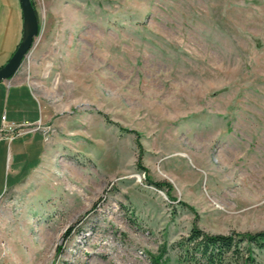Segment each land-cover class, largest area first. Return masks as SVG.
<instances>
[{"label": "rangeland", "instance_id": "rangeland-1", "mask_svg": "<svg viewBox=\"0 0 264 264\" xmlns=\"http://www.w3.org/2000/svg\"><path fill=\"white\" fill-rule=\"evenodd\" d=\"M34 1L47 150L0 174V264H186L194 222L264 231V0ZM22 15L0 0V69Z\"/></svg>", "mask_w": 264, "mask_h": 264}, {"label": "crops", "instance_id": "crops-1", "mask_svg": "<svg viewBox=\"0 0 264 264\" xmlns=\"http://www.w3.org/2000/svg\"><path fill=\"white\" fill-rule=\"evenodd\" d=\"M18 20H23L24 22L23 15L22 17L18 16ZM18 38L19 40H22L20 39L21 35H19ZM19 44L20 43L16 45V48H18ZM1 83H6V86L4 87L5 89L7 88V92L4 91V97L2 99V102L5 100L8 111L9 107L11 108V111L13 113V118L11 119L12 124L30 123L34 125V127L40 124L41 128L34 132L23 130L22 132L18 134L16 133L13 136H9V134H7L2 139H0V174H3V168L5 166V163L10 162L13 164L15 161L16 157L14 153V145H16L15 148H17V150L27 149L28 151L33 148H35L34 150H39L38 165H41L47 150V139L45 135L46 132L44 126H42L46 121V116L44 115L42 104L35 95L29 81L24 76H20V70L11 79L4 80ZM1 128H3V126ZM43 138L44 140L42 141L41 139ZM23 154L24 153L22 152V155ZM22 155L17 152V157H23ZM23 158L21 160L19 159V164H22L25 161V158ZM19 172V170H16L15 174L18 175ZM27 180L28 179L19 181L11 189L17 188L18 186H20V184ZM6 187L7 186H5L4 188L5 192ZM3 195L4 194H2L0 198Z\"/></svg>", "mask_w": 264, "mask_h": 264}, {"label": "trees", "instance_id": "trees-1", "mask_svg": "<svg viewBox=\"0 0 264 264\" xmlns=\"http://www.w3.org/2000/svg\"><path fill=\"white\" fill-rule=\"evenodd\" d=\"M179 246L186 264H259L256 250H264V231L213 234L194 222L188 237Z\"/></svg>", "mask_w": 264, "mask_h": 264}, {"label": "water", "instance_id": "water-1", "mask_svg": "<svg viewBox=\"0 0 264 264\" xmlns=\"http://www.w3.org/2000/svg\"><path fill=\"white\" fill-rule=\"evenodd\" d=\"M22 7L24 27L22 40L8 63L0 69V83L11 79L22 67L24 60L40 35L41 24L32 0H19Z\"/></svg>", "mask_w": 264, "mask_h": 264}, {"label": "built area", "instance_id": "built-area-1", "mask_svg": "<svg viewBox=\"0 0 264 264\" xmlns=\"http://www.w3.org/2000/svg\"><path fill=\"white\" fill-rule=\"evenodd\" d=\"M41 128V125H37L36 127H34V125L32 124H29V123H24L23 125L21 126H17L15 124H12L11 126L8 127L7 131H3L1 134H0V139H2L4 136H6L7 134H9V136H13L15 135L16 133H20L22 132L23 130H27V131H31V132H34L36 130H39ZM46 132V131H45ZM47 134V132H46Z\"/></svg>", "mask_w": 264, "mask_h": 264}]
</instances>
